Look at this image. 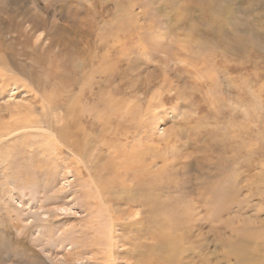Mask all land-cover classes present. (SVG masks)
<instances>
[{
	"label": "rangeland",
	"instance_id": "374dc122",
	"mask_svg": "<svg viewBox=\"0 0 264 264\" xmlns=\"http://www.w3.org/2000/svg\"><path fill=\"white\" fill-rule=\"evenodd\" d=\"M0 76L12 80L0 107L47 121L13 131L0 117V264H91L75 252L82 190L113 127L141 131L124 150L145 149L160 172L182 257L237 264L242 242L262 255L244 231L264 230V0H0ZM46 127H70L88 150Z\"/></svg>",
	"mask_w": 264,
	"mask_h": 264
},
{
	"label": "bare ground",
	"instance_id": "6f19581e",
	"mask_svg": "<svg viewBox=\"0 0 264 264\" xmlns=\"http://www.w3.org/2000/svg\"><path fill=\"white\" fill-rule=\"evenodd\" d=\"M9 76L3 78L0 76L2 78L1 92L8 89L7 86L12 82L10 79L12 76L10 78ZM165 99L167 100L168 97ZM12 104L7 100L5 105L0 107V117L5 112L9 114L13 119L10 123L13 124V131L22 127H17L19 122L32 121L38 125L45 120L39 112H36L38 117L33 119L26 116L28 109L26 104V106ZM112 114H115V111H112ZM18 120L19 122H17ZM4 123L2 122V124ZM6 125L3 126L6 127ZM46 128L53 134L50 139L48 138L52 143L62 142V145L74 153L88 150L87 139L78 138L70 127ZM105 129L100 135L105 133ZM112 129L108 138L105 136L104 139L110 155L101 164V172H98L97 169L96 174L94 173L92 184L89 182L83 186L82 196L85 199V211L88 214V217L85 218L88 225L85 226V234L88 235L83 237L86 239L85 242L77 241L79 245L75 252L78 255L89 253L91 264H192L191 259L182 257L188 245L183 241L179 225L175 226L173 223L175 216L163 214L161 211L159 188L162 177L160 172L151 170L153 173H150L147 169L145 149L131 147L124 150L129 140H132L141 131L131 133L127 127H113ZM137 137L141 138V136ZM156 157L158 156L154 153L149 156L150 159ZM115 185H117L116 188H114ZM125 215L128 218L124 219ZM136 215L137 217H135ZM116 229H119L120 232L127 229L125 232L129 233L131 237L130 235L126 238L118 237L120 233L117 234ZM244 233L245 236L254 238L258 242H261L259 239L264 241V230L262 229H247ZM255 240L253 243L258 246L260 242L257 244ZM247 243L245 245L243 242L238 243V246L235 245L228 253L235 256L237 264H264V252H261V255L256 249L257 247L252 246L254 250H258L260 255L253 254L252 248L246 245ZM198 264H206V262L201 258Z\"/></svg>",
	"mask_w": 264,
	"mask_h": 264
}]
</instances>
